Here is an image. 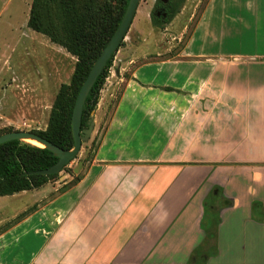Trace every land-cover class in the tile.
<instances>
[{"label":"crops","instance_id":"0c3cea01","mask_svg":"<svg viewBox=\"0 0 264 264\" xmlns=\"http://www.w3.org/2000/svg\"><path fill=\"white\" fill-rule=\"evenodd\" d=\"M149 53L111 68L80 176L0 221V264H264V0H207Z\"/></svg>","mask_w":264,"mask_h":264},{"label":"rangeland","instance_id":"374dc122","mask_svg":"<svg viewBox=\"0 0 264 264\" xmlns=\"http://www.w3.org/2000/svg\"><path fill=\"white\" fill-rule=\"evenodd\" d=\"M155 1L139 0L123 43L114 53L109 74L118 58L133 50L142 49L152 53L138 58L140 63L161 51L167 52L160 57L155 56L156 58L175 55L184 45L207 2L184 0L180 11L172 20L165 27L159 28L150 20ZM31 2L32 0H0V134L16 130H46L55 97L63 85L69 84L76 61L64 48L28 26ZM65 91L69 93L68 89ZM120 91L121 87L116 84L107 92L98 123L99 131L109 117ZM98 105L99 103L89 119V125H93L92 132L82 141L75 158L63 167L55 179L50 180L51 183L64 176L65 181L76 180L92 160L99 136V131L94 134V114ZM20 142L27 143L25 140ZM48 190L49 186H43L27 193L19 192L15 196H0V221H6V216L23 206L27 205L29 208L43 191ZM14 220L12 218L0 225V230Z\"/></svg>","mask_w":264,"mask_h":264},{"label":"trees","instance_id":"16d2710c","mask_svg":"<svg viewBox=\"0 0 264 264\" xmlns=\"http://www.w3.org/2000/svg\"><path fill=\"white\" fill-rule=\"evenodd\" d=\"M128 1L32 0L31 2L28 26L48 37L52 43L61 46L76 59L69 84L63 85L55 97L46 130L35 132L63 149L69 150L74 145L71 114L80 86L92 63L119 25ZM183 4L184 0H156L150 13L151 23L159 28L165 27L180 11ZM113 57L114 54L107 61L86 96L82 109V130L89 126V119L99 101L100 91L109 75ZM65 89L69 90L68 94ZM119 97L120 92L116 102ZM57 160L58 158L47 148L22 143L20 140L1 143L0 196L39 188L55 179L58 173L43 175L33 171L46 169ZM65 188L67 185L61 190Z\"/></svg>","mask_w":264,"mask_h":264},{"label":"water","instance_id":"95a60500","mask_svg":"<svg viewBox=\"0 0 264 264\" xmlns=\"http://www.w3.org/2000/svg\"><path fill=\"white\" fill-rule=\"evenodd\" d=\"M139 0H129L126 6L124 15L113 32V34L108 39L105 46L102 48L94 62L92 63L86 78L82 82L78 94L76 96L72 114H71V130L74 140V145L71 149H63L56 144L48 141L38 133L32 131H9L0 134V144L10 141V140H25V139H34L44 145L42 148L49 149L57 158V162L52 166L33 171L36 174H55L59 173L63 167L69 163L72 159L75 158L77 153L81 149L82 141L87 139L89 134L92 132L93 125H89L86 129H81V118H82V109L90 89L95 83L97 77L106 66L107 61L112 57V55L117 51L121 42L124 40L126 33L132 23L137 5Z\"/></svg>","mask_w":264,"mask_h":264},{"label":"bare ground","instance_id":"6f19581e","mask_svg":"<svg viewBox=\"0 0 264 264\" xmlns=\"http://www.w3.org/2000/svg\"><path fill=\"white\" fill-rule=\"evenodd\" d=\"M25 141L31 145L37 146V147H44V145L34 139H25Z\"/></svg>","mask_w":264,"mask_h":264},{"label":"flooded vegetation","instance_id":"af4514ba","mask_svg":"<svg viewBox=\"0 0 264 264\" xmlns=\"http://www.w3.org/2000/svg\"><path fill=\"white\" fill-rule=\"evenodd\" d=\"M159 14V12H157V15Z\"/></svg>","mask_w":264,"mask_h":264}]
</instances>
